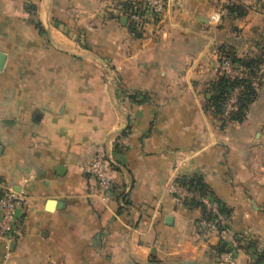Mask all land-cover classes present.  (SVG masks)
Masks as SVG:
<instances>
[{
  "label": "crops",
  "instance_id": "1",
  "mask_svg": "<svg viewBox=\"0 0 264 264\" xmlns=\"http://www.w3.org/2000/svg\"><path fill=\"white\" fill-rule=\"evenodd\" d=\"M138 1L0 0V192L29 208L0 264H252L169 192L194 177L264 250V0H169L144 37L126 19ZM220 49L263 63L240 123L209 104ZM98 149L112 198L87 173Z\"/></svg>",
  "mask_w": 264,
  "mask_h": 264
},
{
  "label": "built area",
  "instance_id": "2",
  "mask_svg": "<svg viewBox=\"0 0 264 264\" xmlns=\"http://www.w3.org/2000/svg\"><path fill=\"white\" fill-rule=\"evenodd\" d=\"M226 1V0H225ZM228 3V2H227ZM133 8L129 9L126 16L132 30L140 36H145L148 28L157 25L163 20L169 7V0H139ZM180 7V1H174ZM222 14H212L211 23H217ZM218 72L221 77L238 79L251 82L255 87L260 81V73L252 75L233 62L232 57L221 55L217 60ZM243 86L233 89L223 105L222 123H229L238 109V103L244 94ZM96 186V192L102 196L112 198L117 195L115 182L109 176L106 166V155L101 150L96 151L95 157L87 169ZM169 192L185 204L196 203L202 210L210 213L211 219H203L200 228L209 235H215L224 246V258L231 262L233 255L246 250L252 264L256 262L253 250H247L244 245L230 230L229 217L221 210V206L208 195H202L175 179L169 186ZM28 203L24 197L17 194L12 188L2 186L0 192V244L19 240L24 235V217L28 213Z\"/></svg>",
  "mask_w": 264,
  "mask_h": 264
},
{
  "label": "trees",
  "instance_id": "3",
  "mask_svg": "<svg viewBox=\"0 0 264 264\" xmlns=\"http://www.w3.org/2000/svg\"><path fill=\"white\" fill-rule=\"evenodd\" d=\"M136 4H128V10L133 8ZM134 30V29H133ZM136 32V31H135ZM225 51H228L227 49H223ZM226 56H230L233 59V62L237 64L238 66L242 67L246 71H248L252 75H257L260 73V61L258 60H242L237 58L233 54L232 51L229 50L227 52ZM243 86L245 89L244 94L239 99L238 103V109L235 113H233L230 122H242L244 119L246 112L248 111V108L250 104H252L256 97V89L255 86L248 81L238 80V79H231L227 77H221L217 81V83L212 87L211 93L212 97L209 101L210 107L215 111L217 117L222 121L223 116V105L228 99V96L230 92L237 88ZM225 124V123H224ZM181 183L185 184V186H188V188L199 191L202 195H207L210 193V190L208 186L203 182V180L199 177H194L190 179H182ZM215 200V199H214ZM218 202L217 200H215ZM219 204V202H218ZM197 205V204H196ZM220 205V204H219ZM222 212L225 214V211L223 210V207H221ZM204 212V218L205 219H211L210 213ZM247 250H253L254 255L256 256V262L255 264H264V250L259 249L257 244L255 242H250L248 246H246ZM220 252L224 253L225 248L220 243Z\"/></svg>",
  "mask_w": 264,
  "mask_h": 264
},
{
  "label": "rangeland",
  "instance_id": "4",
  "mask_svg": "<svg viewBox=\"0 0 264 264\" xmlns=\"http://www.w3.org/2000/svg\"><path fill=\"white\" fill-rule=\"evenodd\" d=\"M219 1H223V3L224 4H227V5H229V4H231V3H229V1L228 0H219ZM246 1V3L249 5V4H253V7H255L256 6V2H257V0H245ZM228 2V3H227ZM233 3V2H232ZM251 11V10H250ZM219 53H218V56H222V57H225L226 55H227V52H229V51H225V50H219L218 51ZM250 53H249V55H247V58L245 59L244 57H240L235 51L233 52V54L235 55V56H237V58H239V59H242V60H257V58H259L258 57V55H257V50L256 49H252L251 51H249ZM252 58V59H251ZM264 63V62H263ZM263 63L262 62H260L259 63V66H260V68H261V66L263 65ZM219 78H221V76L219 75Z\"/></svg>",
  "mask_w": 264,
  "mask_h": 264
},
{
  "label": "water",
  "instance_id": "5",
  "mask_svg": "<svg viewBox=\"0 0 264 264\" xmlns=\"http://www.w3.org/2000/svg\"><path fill=\"white\" fill-rule=\"evenodd\" d=\"M4 60H5L4 54L0 53V66H2Z\"/></svg>",
  "mask_w": 264,
  "mask_h": 264
}]
</instances>
